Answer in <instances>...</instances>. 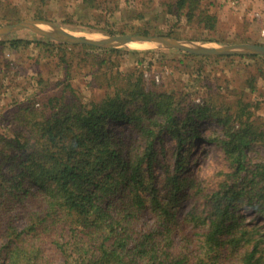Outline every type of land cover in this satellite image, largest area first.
Listing matches in <instances>:
<instances>
[{"label":"trees","instance_id":"1","mask_svg":"<svg viewBox=\"0 0 264 264\" xmlns=\"http://www.w3.org/2000/svg\"><path fill=\"white\" fill-rule=\"evenodd\" d=\"M110 3L115 0H82L89 13L105 11V17H91L104 26L88 27L109 36L149 35L131 22L116 29L110 20L117 4ZM167 11L187 24L196 20L208 33L216 30V15L198 0H174ZM136 14L126 11L132 20ZM33 42L46 52L59 51L66 80L72 63L83 61L75 49L105 53L101 82L93 71L87 74L88 85L104 92L99 100L86 98L67 83L41 103L34 97L15 102L0 121L7 130L0 133V264H264V156L251 157L264 147V128L250 119L252 103L219 105L207 95L195 103L194 91L210 88L203 77L187 89L156 91L143 71L134 66L124 72L109 61L158 52L99 49L40 36ZM31 43L7 38L0 41V52L6 45L16 50ZM253 44L264 46V40ZM4 61L9 70L12 64ZM207 122L220 130L205 134L201 125ZM113 124L131 126L136 137L117 133ZM162 134L175 144L172 167L160 165ZM197 142L213 144L227 159L228 171L221 170L223 179L211 188L188 168ZM187 200L193 206L183 213ZM242 210L255 217L252 222Z\"/></svg>","mask_w":264,"mask_h":264},{"label":"rangeland","instance_id":"2","mask_svg":"<svg viewBox=\"0 0 264 264\" xmlns=\"http://www.w3.org/2000/svg\"><path fill=\"white\" fill-rule=\"evenodd\" d=\"M173 2L174 0H115V4L110 3L111 8L117 4V9L113 13L114 19L110 21L115 23L116 29H121L124 24L131 22L145 28L149 33L148 36H166L192 42L194 44L191 45L192 47L202 45L206 48H217L219 46L262 43L264 40V0H198L201 8L216 15V30L210 33L198 27L196 20L187 24L182 15L179 17L171 15L167 9L168 5ZM75 6L77 10H74ZM83 7L82 0H45V2H40V0H0V27L23 20H43L53 22L76 36H91V39H100L106 36L88 27H92L95 23L104 26V22L92 20L91 17L92 14L105 17V11L97 10L89 13ZM127 10L137 12L135 20L127 17ZM37 14H42L43 19L35 18ZM70 15L74 16L66 17ZM14 17H17V20H13ZM67 18H71V20ZM38 37L28 30H18L8 38L29 40L32 43L27 48L21 46L16 50L6 45L0 52V121L10 115L7 112L14 111L15 102L34 97L37 102L41 103L47 98L53 97L54 93H59L67 83L79 89L86 98L91 97L99 100L103 95L104 89L88 85L91 80L87 74L93 71L98 82H101L100 79L104 78L102 75L105 73V68L100 67L99 63L105 59V53L75 49L74 52L80 54L83 61L72 63L73 66L70 70L72 76L66 80L65 68L58 57L59 51L53 49L49 53L39 49L33 42L37 41ZM205 40L210 41L205 42ZM242 40L248 41V43H240ZM144 44L147 45L131 44L114 48L158 53L153 57L124 54L116 55V58L112 54L109 61L114 63L113 66L119 65L120 70L124 72H128L134 66L143 71L144 79L148 84H152L156 91L163 89L168 92L184 86L187 89L195 84L192 81L203 77L210 88L207 90L206 88L196 89L194 91L196 95L193 97L195 103H199L206 95L211 96L219 105H230L238 99L245 100L252 103L251 121L264 128V56H258L263 57L258 59L229 56V58L217 60H200L197 59L198 56L194 55V57H185L184 52L172 48L160 47L157 44ZM133 45L142 46V48H132ZM68 49L73 50L72 48ZM92 56L95 57L94 60ZM4 59L12 64L9 70ZM77 63L78 65H76ZM248 80H250L249 84ZM46 81L53 86L47 87L46 84L49 83ZM44 112L47 111L44 110ZM109 127L117 133L124 131L125 136L131 133L132 137H136V133L130 131L131 126L113 124ZM201 128L205 130V134L211 130H220L208 122L202 124ZM6 132L7 130L0 122V133L7 134ZM158 148H161L160 165L167 164L172 167L175 152L174 142L168 135L162 134V141ZM255 151L256 153L251 156L255 160L264 156V147H257ZM190 153L188 168L203 182L205 187L215 186L219 180L223 179L219 172L221 170L228 171L225 168L227 159L213 144L197 142L191 147ZM161 170V167L158 166L154 169L157 174H161ZM192 206V202L187 200L182 206L185 208L182 212L185 213ZM195 206L198 209L203 208V204L198 202ZM242 214L245 216L246 222H252L255 218L248 210H244ZM260 226L264 230L262 223ZM188 230H190V225L186 231ZM188 233L190 232L188 231Z\"/></svg>","mask_w":264,"mask_h":264},{"label":"water","instance_id":"3","mask_svg":"<svg viewBox=\"0 0 264 264\" xmlns=\"http://www.w3.org/2000/svg\"><path fill=\"white\" fill-rule=\"evenodd\" d=\"M18 30H28L40 37L58 43L86 45L96 48H117L127 46L131 43H150L164 48H172L194 56H264V46L256 44L219 46L217 48H206L202 45L190 47L188 45H194L192 42L166 36H145L137 34L106 35L100 39H90L88 37L76 36L53 22L43 20H23L15 24L1 26L0 41L7 39Z\"/></svg>","mask_w":264,"mask_h":264},{"label":"bare ground","instance_id":"4","mask_svg":"<svg viewBox=\"0 0 264 264\" xmlns=\"http://www.w3.org/2000/svg\"><path fill=\"white\" fill-rule=\"evenodd\" d=\"M88 38L91 39L92 37L90 36V37H88ZM131 44H136V45H147V44H137V43H131ZM131 44H129V45H131ZM136 45H133L132 48H142V46H136ZM188 46L192 47L191 45H188Z\"/></svg>","mask_w":264,"mask_h":264}]
</instances>
